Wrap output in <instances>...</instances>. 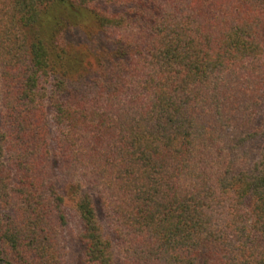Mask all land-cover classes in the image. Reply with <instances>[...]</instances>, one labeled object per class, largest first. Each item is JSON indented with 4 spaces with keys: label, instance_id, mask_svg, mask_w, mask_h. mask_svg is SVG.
Here are the masks:
<instances>
[{
    "label": "trees",
    "instance_id": "trees-1",
    "mask_svg": "<svg viewBox=\"0 0 264 264\" xmlns=\"http://www.w3.org/2000/svg\"><path fill=\"white\" fill-rule=\"evenodd\" d=\"M0 9V264H264V0Z\"/></svg>",
    "mask_w": 264,
    "mask_h": 264
},
{
    "label": "rangeland",
    "instance_id": "rangeland-1",
    "mask_svg": "<svg viewBox=\"0 0 264 264\" xmlns=\"http://www.w3.org/2000/svg\"><path fill=\"white\" fill-rule=\"evenodd\" d=\"M5 9H0V14ZM257 120L264 116V106L258 110ZM261 145L259 140H250L244 145V149L250 155V159L253 160L257 156V152ZM59 190L62 194L66 193L65 182L61 178H57ZM78 224L73 217L68 220L67 228L65 229V244L67 247V264H83V248L80 242L77 240Z\"/></svg>",
    "mask_w": 264,
    "mask_h": 264
}]
</instances>
